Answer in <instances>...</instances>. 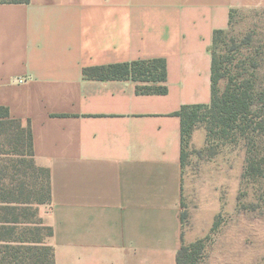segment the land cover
Listing matches in <instances>:
<instances>
[{"label": "crops", "instance_id": "0c3cea01", "mask_svg": "<svg viewBox=\"0 0 264 264\" xmlns=\"http://www.w3.org/2000/svg\"><path fill=\"white\" fill-rule=\"evenodd\" d=\"M262 4L0 2V107L30 128L34 160L50 172L51 204L39 215L53 229L55 264H177L182 245L214 231L236 200L243 163L238 172L222 155L207 158L186 192L175 112L210 103L214 31L226 30L234 11ZM157 58L166 62L165 94L84 75ZM189 145L204 148L203 127Z\"/></svg>", "mask_w": 264, "mask_h": 264}, {"label": "trees", "instance_id": "16d2710c", "mask_svg": "<svg viewBox=\"0 0 264 264\" xmlns=\"http://www.w3.org/2000/svg\"><path fill=\"white\" fill-rule=\"evenodd\" d=\"M224 32L215 30L213 34L210 103L185 105L175 112L180 117L182 147L184 150L199 126L206 131V141L212 135L240 138L247 153L244 175L259 178L264 174V156L257 152L264 136V86L258 85L256 78L259 65L253 58L238 64L232 57H218L213 47ZM233 44L232 39L231 52L237 49ZM84 75L132 79L137 82V91L144 94L167 92L163 58L87 68ZM224 77L227 83L220 91L218 82ZM184 157L182 153V161ZM50 204V172L34 160L30 128L0 107V264H55L54 248L49 243L53 229L39 215V207ZM216 228L215 223L213 230ZM203 248L204 239L182 245L177 264H196Z\"/></svg>", "mask_w": 264, "mask_h": 264}, {"label": "rangeland", "instance_id": "374dc122", "mask_svg": "<svg viewBox=\"0 0 264 264\" xmlns=\"http://www.w3.org/2000/svg\"><path fill=\"white\" fill-rule=\"evenodd\" d=\"M232 39L237 47L235 52L229 51ZM213 51L223 59L232 57L238 64L249 63V58L255 59L259 65L257 84L264 86V5L234 11L229 27L219 37ZM226 83V77L220 79L218 89L222 91ZM258 143L260 145L256 149L262 157L264 136ZM184 154L182 173L186 192L196 180H200L202 163L207 158L222 155L228 159L230 168L238 172L243 163L236 200L230 199L225 203L216 219L217 228L204 238V248L196 264H264V174L259 178L244 175L247 156L244 140L212 135L201 150L185 144ZM42 207L48 209V205Z\"/></svg>", "mask_w": 264, "mask_h": 264}]
</instances>
